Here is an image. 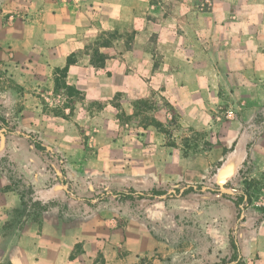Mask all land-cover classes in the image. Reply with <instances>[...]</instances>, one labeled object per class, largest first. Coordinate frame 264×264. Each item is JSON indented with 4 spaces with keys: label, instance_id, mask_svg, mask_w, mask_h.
<instances>
[{
    "label": "crops",
    "instance_id": "obj_1",
    "mask_svg": "<svg viewBox=\"0 0 264 264\" xmlns=\"http://www.w3.org/2000/svg\"><path fill=\"white\" fill-rule=\"evenodd\" d=\"M139 100L168 101L216 145L146 153L122 126ZM0 110L26 133L0 138V264L221 262L219 197L88 191L203 178L225 147L216 176L264 170V127L251 144L246 128L264 114V0H0Z\"/></svg>",
    "mask_w": 264,
    "mask_h": 264
},
{
    "label": "rangeland",
    "instance_id": "obj_2",
    "mask_svg": "<svg viewBox=\"0 0 264 264\" xmlns=\"http://www.w3.org/2000/svg\"><path fill=\"white\" fill-rule=\"evenodd\" d=\"M62 101L64 102V99ZM55 104L60 105L61 102ZM135 105L137 110L133 115L129 114V116L122 119V126L129 131V135L137 136L139 141H142L148 146L150 145L149 149H146V153L150 155L153 151L151 145H156L158 143L166 146H177L181 148V153L187 156H195L203 150L212 149L214 144L216 145V142H211L207 139V134L204 132L191 131L188 127L183 126L180 122L178 113L174 111L171 103L168 101L139 100L135 102ZM227 116L231 117L228 114ZM262 127H264V114L258 115L255 125H246L249 144L252 143L253 138L258 135ZM93 152L95 153L96 150L94 149ZM49 157L51 169L60 170V159L51 156V154H49ZM220 161L221 159L216 160L212 167L210 166L207 174H204L203 178L200 177L194 178L191 181H183L178 185V182L157 183L150 181L151 184L147 189L155 185L166 184L169 185L170 189L176 186L183 187L187 183L201 185V190L189 195L200 197L202 193L204 195L205 192H209V194H207L209 201L215 199V197H219L225 201L224 214L226 228L228 229L229 235L231 230H235V233L238 235L242 249L243 264H263L264 224H262V222L264 223V170H259L253 175V173H251L253 166L247 160L245 165L242 166L241 171L236 173V177L232 175L233 180H227L228 176L224 174L216 176L218 168L221 167H217ZM150 172H152V169ZM253 178H255L254 187L252 189L255 194L254 202L249 209L244 211L245 217L239 218L234 201L223 196V193L218 190L221 187H227L234 191V193L230 194H235V191H241L246 187V179ZM75 186L78 187L77 185ZM205 186L215 188L216 192H210L209 189L203 190ZM77 190L81 196L87 195L88 193L91 195L97 193V191H93L92 188H89L88 193H85L79 188H77ZM232 253L231 248H229L226 258L230 259Z\"/></svg>",
    "mask_w": 264,
    "mask_h": 264
},
{
    "label": "trees",
    "instance_id": "obj_3",
    "mask_svg": "<svg viewBox=\"0 0 264 264\" xmlns=\"http://www.w3.org/2000/svg\"><path fill=\"white\" fill-rule=\"evenodd\" d=\"M7 133H15L20 136H25L26 133L20 129L19 126H17L12 119H9L7 116H5L1 110H0V138L2 134ZM31 140L34 142L36 147L41 150H46V147L43 145V142L37 139L34 135L31 136ZM232 148H225L224 149V159L228 152H230ZM224 159H222L217 167L222 166ZM63 181L65 184H68V180L64 178ZM255 179H246V187L236 192L235 194L230 193H223V196L231 199L234 201L235 206L238 211V216L241 218L242 213L249 209V207L253 204L255 199V194L253 193L252 189L254 187ZM179 183H177L178 185ZM177 192L176 193H169V185H155L147 190H138L132 186H127L123 188H112V189H98L95 198L98 200H109L110 198H115L118 201L121 202H132L136 203L138 200L147 199L150 201L157 200L164 198V196H167V198L170 197H176L181 194V187L176 186L175 187ZM201 185H198L195 187L194 185L186 188L184 192L181 194L182 196H188L189 194L193 192H197L201 190ZM216 192V191H215ZM88 201H91V198H87ZM51 204V203H50ZM39 207H42L46 209L50 205L41 206L37 204ZM230 248L232 250V256L230 259L224 258L221 262L215 263V264H243V257L241 252V247L239 244L238 235L235 233V230H231L230 233Z\"/></svg>",
    "mask_w": 264,
    "mask_h": 264
},
{
    "label": "water",
    "instance_id": "obj_4",
    "mask_svg": "<svg viewBox=\"0 0 264 264\" xmlns=\"http://www.w3.org/2000/svg\"><path fill=\"white\" fill-rule=\"evenodd\" d=\"M190 186H191V185H187V186L183 187V188L181 189V194L184 192V190H185L186 188H188V187H190ZM204 189H208V187L206 186ZM220 190H221L222 192H226V193H234V191H233L232 189L227 188V187H221ZM176 192H177V190H176L175 188L169 190V193H170V194H171V193H176ZM181 194H180V195H181ZM164 197H167V196H164ZM241 217H242V218L245 217V213H244V212L242 213V216H241Z\"/></svg>",
    "mask_w": 264,
    "mask_h": 264
},
{
    "label": "built area",
    "instance_id": "obj_5",
    "mask_svg": "<svg viewBox=\"0 0 264 264\" xmlns=\"http://www.w3.org/2000/svg\"><path fill=\"white\" fill-rule=\"evenodd\" d=\"M206 3H207L208 5L211 4L210 1H207ZM227 114H228L229 116H231V115H232V112H231V111H228Z\"/></svg>",
    "mask_w": 264,
    "mask_h": 264
}]
</instances>
